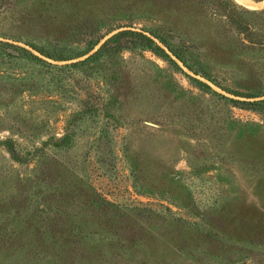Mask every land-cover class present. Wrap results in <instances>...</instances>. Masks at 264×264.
<instances>
[{
    "label": "rangeland",
    "instance_id": "rangeland-1",
    "mask_svg": "<svg viewBox=\"0 0 264 264\" xmlns=\"http://www.w3.org/2000/svg\"><path fill=\"white\" fill-rule=\"evenodd\" d=\"M263 1L0 0V264H264Z\"/></svg>",
    "mask_w": 264,
    "mask_h": 264
},
{
    "label": "trees",
    "instance_id": "trees-1",
    "mask_svg": "<svg viewBox=\"0 0 264 264\" xmlns=\"http://www.w3.org/2000/svg\"><path fill=\"white\" fill-rule=\"evenodd\" d=\"M234 6H236L235 3H233ZM242 10L246 11V12H255L253 10H249L247 8H244L242 6H239ZM261 12H264V8L261 10ZM234 14V13H232ZM236 17L237 16H231L230 18L232 19V22L236 23L237 24V20H236ZM250 29V26L248 25H245L244 26V30L246 32H248ZM142 41H141V45L142 47H147L149 48L152 52L156 53V54H160V55H164L165 57H167L169 60H171V58L169 57V55L166 53L165 49L163 48V46L168 49L170 52H173L172 50V46L166 42L163 38H161L160 36H156L157 40L163 45H159L157 42L153 41L150 37L144 35V34H141L140 35ZM115 38V35H112L111 37L107 38L95 51H93L91 54H89L86 58L82 59V60H78L77 62H74L75 63H83L85 62L86 60L90 59V58H93V57H97V56H102V55H114L116 54L121 48H122V45L119 44V43H115L113 42V39ZM245 39H247L248 41H252L254 43H260V40L259 39H254V41L251 39V37H249L247 34L246 36L244 37ZM99 41H96L94 43L93 46H95V44H97ZM8 47H13V48H16V49H19V50H22V51H25L27 52V50H25V48L21 47V46H15L14 44H10L9 42H6V41H1L0 40V53H9L6 48ZM40 53L48 56V57H51L53 59H58V60H63L62 57H59V56H56V55H53L49 52H46L45 50L41 49V48H36ZM89 51V50H88ZM82 54H85V53H82ZM172 61V60H171ZM68 138L67 135H64L60 138H58V142H54L55 145H58L59 142H64L66 139ZM0 143L2 145H4L5 149H6V152L9 154L10 158L14 161H17V162H28V160L30 159V156H31V152L30 151H21L19 150L17 147L18 145L16 144L15 140L12 139V137L8 136L6 137L4 140H0Z\"/></svg>",
    "mask_w": 264,
    "mask_h": 264
},
{
    "label": "bare ground",
    "instance_id": "bare-ground-1",
    "mask_svg": "<svg viewBox=\"0 0 264 264\" xmlns=\"http://www.w3.org/2000/svg\"><path fill=\"white\" fill-rule=\"evenodd\" d=\"M242 1H244V0H242ZM264 2V1H263Z\"/></svg>",
    "mask_w": 264,
    "mask_h": 264
}]
</instances>
